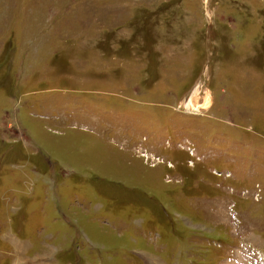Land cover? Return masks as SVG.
<instances>
[{
	"label": "rangeland",
	"instance_id": "1",
	"mask_svg": "<svg viewBox=\"0 0 264 264\" xmlns=\"http://www.w3.org/2000/svg\"><path fill=\"white\" fill-rule=\"evenodd\" d=\"M0 264H264V0H0Z\"/></svg>",
	"mask_w": 264,
	"mask_h": 264
},
{
	"label": "bare ground",
	"instance_id": "2",
	"mask_svg": "<svg viewBox=\"0 0 264 264\" xmlns=\"http://www.w3.org/2000/svg\"><path fill=\"white\" fill-rule=\"evenodd\" d=\"M193 92H196V94L195 93L191 94L190 99L187 102V106H189L190 108L193 107V109L196 106V109H198L200 107L196 104L197 103L196 99L200 95L199 88L194 89ZM209 104H210V96H209L208 92H206L203 96V102H202L203 107L202 108L203 109H205L206 107L208 108Z\"/></svg>",
	"mask_w": 264,
	"mask_h": 264
},
{
	"label": "crops",
	"instance_id": "3",
	"mask_svg": "<svg viewBox=\"0 0 264 264\" xmlns=\"http://www.w3.org/2000/svg\"><path fill=\"white\" fill-rule=\"evenodd\" d=\"M110 216H117V214H113V213H112V214H110ZM133 253H134V252H133ZM134 254H135V253H134ZM140 257H141V256H140Z\"/></svg>",
	"mask_w": 264,
	"mask_h": 264
}]
</instances>
